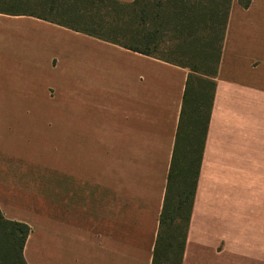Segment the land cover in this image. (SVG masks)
Segmentation results:
<instances>
[{
  "label": "crops",
  "instance_id": "obj_1",
  "mask_svg": "<svg viewBox=\"0 0 264 264\" xmlns=\"http://www.w3.org/2000/svg\"><path fill=\"white\" fill-rule=\"evenodd\" d=\"M188 73L41 19L0 14V207L19 199L16 189L49 186L48 231L31 233L28 264H152ZM88 174L111 192L50 202L56 184L86 186ZM237 214L230 239L212 245L210 223L223 229L221 218ZM222 258L264 264V0L231 5L183 264Z\"/></svg>",
  "mask_w": 264,
  "mask_h": 264
},
{
  "label": "trees",
  "instance_id": "obj_2",
  "mask_svg": "<svg viewBox=\"0 0 264 264\" xmlns=\"http://www.w3.org/2000/svg\"><path fill=\"white\" fill-rule=\"evenodd\" d=\"M97 1L0 0V14L41 19L189 72L152 261L183 264L233 0H134L121 11L111 39L103 37L105 1ZM252 1L239 4L248 9ZM166 39L190 62L156 56ZM31 232L21 221L3 225L0 264H28L24 251Z\"/></svg>",
  "mask_w": 264,
  "mask_h": 264
},
{
  "label": "rangeland",
  "instance_id": "obj_3",
  "mask_svg": "<svg viewBox=\"0 0 264 264\" xmlns=\"http://www.w3.org/2000/svg\"><path fill=\"white\" fill-rule=\"evenodd\" d=\"M105 1V5L103 6V19L102 22L105 23V28H104V33H103V37L106 38H113V35H109V32L114 29V27L116 26L117 22L119 21V17H120V13L121 11L125 10L126 7L130 4V3H126L123 1H119V0H104ZM132 3V2H131ZM95 5L98 4V1L95 0ZM89 16H95L94 13L91 11L89 14ZM95 21L97 20L96 17ZM91 30L96 31L97 33L100 32L98 29H96V26L92 25L90 27ZM103 41V40H101ZM105 42V41H103ZM107 43V42H106ZM156 56L158 57H163L166 58L168 60H174V61H183V62H190L188 59L189 57L184 56L183 52H175L174 51V43H172L170 40L166 39L164 41V43L161 45V47L158 49V52H155ZM104 63V62H103ZM192 63V61H191ZM102 157V162L104 163V171L106 172L103 176L108 177V181L110 182L111 179V166H112V157H113V153L111 152V150L105 149V151L101 154ZM87 159L94 161L95 160V156L93 153L88 154ZM64 161V154L63 153H57L56 154V162L57 165H62ZM62 169L59 168L57 170L56 173V177L62 181V177L63 174L61 173ZM108 173V174H107ZM93 178L90 174H88V182L85 185L81 186L79 184H70V185H64L63 183L60 184H56L54 192L52 193V195L50 196V199L52 201L56 200L57 203L59 204H63V199L65 198L64 193H72L73 196H75V194H80V193H84V194H88V197L91 194H98V193H106V192H111V185H96L93 181ZM92 180V181H91ZM74 181V179H73ZM25 191L22 194H20L17 189H16V193L14 195H18L19 199L18 200H12V201H7L3 204L2 207H0V229L3 227V225L6 222H11V221H21V220H25L24 222L29 224V226L33 230L34 232H36V234H38L39 232L43 233V234H47L48 231V217H47V209H46V203L48 202V188L49 186L47 184H40V185H30V186H25ZM56 198H54V195ZM25 197V199H23ZM90 198H94V197H90ZM32 201H31V200ZM25 203H34L35 208H28L31 210H24V205H26ZM6 204V205H5ZM37 219L39 220V223H36L34 225V220L32 219ZM234 219L237 220V222L240 221V216L239 214L237 215H232L228 217L225 215V218H221L222 221L218 222L220 223V225H224V223L226 222V226H222L223 229L217 228L215 230V228H213L214 226L210 223V230H208V235L210 236V240L213 244H220L221 246V242L225 241V237H229L233 235V233L230 231L232 228V224H234ZM227 227H230L229 230H227ZM220 238L224 239L221 240ZM34 237L31 236L30 234V238L28 240L27 243V247L25 249V253L28 257V260L30 262V255L31 253V247H32V243H33ZM231 242V240H230ZM227 243V242H226ZM233 245L230 244L229 249L231 248L233 250ZM236 249V248H235ZM24 253V254H25ZM211 262H208L206 264H209ZM30 264V263H29ZM211 264H230L228 259H219V260H215L214 263Z\"/></svg>",
  "mask_w": 264,
  "mask_h": 264
}]
</instances>
